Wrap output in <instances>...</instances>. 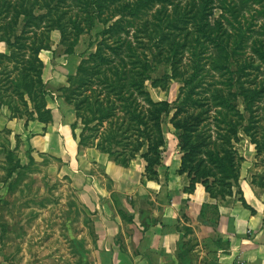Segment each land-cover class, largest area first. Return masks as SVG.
<instances>
[{"label":"trees","instance_id":"obj_1","mask_svg":"<svg viewBox=\"0 0 264 264\" xmlns=\"http://www.w3.org/2000/svg\"><path fill=\"white\" fill-rule=\"evenodd\" d=\"M66 1L0 0V43L6 48L0 52V64L10 60L17 69L16 83L9 82L22 107L1 95L0 105L12 117L49 122L46 96L50 90L41 78L39 52L50 49V32L58 30L64 51L73 53L77 37L101 23L99 39L91 44L95 50L82 53L68 85L58 89L82 125L79 147H95L123 167L140 157L145 177L158 179L166 144L162 125L168 117L181 153L178 172L189 180L185 190L190 193L200 183L217 201L235 190L246 206L238 183L243 157L235 144L243 132L257 154L264 156V133L258 136L253 127V106L264 96V77L258 82L242 79L253 71L264 75V19L253 30L252 22L245 24L244 14L258 4L254 19L264 18V0H75L83 23L72 21V40L63 19L66 11L57 10ZM216 8L220 12L214 16ZM145 13L150 17L143 18ZM246 43L251 55L241 61ZM191 49L189 64L183 65L182 56ZM204 52L214 57L202 62ZM158 66H163L162 73L154 77ZM205 67L206 72L225 69L229 75L212 83L213 91L195 96L204 82ZM174 79L183 83L176 105L153 99L146 89L147 81L153 88L165 89ZM244 110L248 112L245 125ZM206 118L210 121L204 124ZM259 179L263 186L264 177ZM200 215L216 222L217 203H202Z\"/></svg>","mask_w":264,"mask_h":264},{"label":"crops","instance_id":"obj_2","mask_svg":"<svg viewBox=\"0 0 264 264\" xmlns=\"http://www.w3.org/2000/svg\"><path fill=\"white\" fill-rule=\"evenodd\" d=\"M59 45L63 46L60 33L52 30L50 49L38 54L41 78L50 90L46 107L51 120L12 117L0 105V131L17 136L31 154L64 162L73 181L76 201L70 208L74 214L61 219L60 245L49 251L51 256L60 258L59 264H264V181L263 186L260 179L255 184L256 177L248 170L251 155L239 152L243 161L238 183L245 206L235 190L218 201L200 183L188 193V177L178 172L177 141L176 154L166 141L162 164L167 177L159 174L158 179L145 177L140 157L123 167L95 147H79L82 125L58 89L68 85L82 53L74 70L64 73L53 68L59 59L65 66L64 56L74 51L67 53L63 46L58 54ZM244 141L251 146L253 159L254 144ZM204 202L217 203L216 222L201 217Z\"/></svg>","mask_w":264,"mask_h":264},{"label":"rangeland","instance_id":"obj_3","mask_svg":"<svg viewBox=\"0 0 264 264\" xmlns=\"http://www.w3.org/2000/svg\"><path fill=\"white\" fill-rule=\"evenodd\" d=\"M79 1L82 2L83 0ZM77 2L75 0H67L65 4H61L62 8L57 9L58 12L66 11L63 19L66 23L65 26L70 40L74 38L72 21L76 19L83 23V15L78 12ZM183 3L185 4V2ZM258 8V4H255L244 14L246 18L245 24L246 22H252L251 28L253 30L258 29L264 19H254L255 15H257L255 9ZM219 12L220 10L216 8L214 16L218 15ZM142 17H150V14L145 13ZM239 19L243 20V18ZM101 28L102 24L96 23L93 29L79 35L74 46V53L69 57L64 56L63 58L66 65L62 66L63 60L59 59L53 69L58 70L60 68L64 73L72 72L75 64L80 59L81 53L94 50V44L92 46L91 44L95 43L96 39H99L97 33ZM253 35L256 37L255 32ZM246 46H248L247 43L244 44V48L241 50L242 56L239 57L241 61L251 55L250 48ZM4 47L5 44L0 43V52H4ZM62 49L63 46H57L56 53L61 54L59 52ZM191 51L192 49L183 54L181 62L183 65L189 64ZM197 51L202 50L198 49ZM211 55L214 57V53H202V58H205L202 59V62L210 61L211 59L206 58H210ZM12 64L13 62L10 60H3L0 64V95L3 100L5 99L4 101H11L15 106L21 108L20 98L14 91L12 83L9 82L12 80L16 83L15 79L17 78L15 76L17 75V69L13 68ZM206 67L202 71L204 82L196 88L195 96L201 95L203 92L213 91L215 84L212 83L217 84L219 81H224L229 75L225 69H222L217 74L213 71L206 72ZM162 70L163 66H158L153 76H158L162 73ZM262 77H264L263 74L258 75L256 71H253L251 75L242 79L249 78L253 79L254 82H258L262 80ZM182 86L183 83L179 79L170 80L165 89L153 88L148 81L146 83V89H148L153 99L168 100L173 105H176L181 99ZM220 87H224V85H220ZM52 90L58 95L56 89L52 88ZM236 102L238 108L242 110L243 104H241L240 99H237ZM255 103V106H253V114L255 116L253 127L254 131L258 130V136L261 137V134L264 133V96L261 100H256ZM197 110V108L193 109L194 112ZM243 112L245 119H243L242 123L245 125L248 112L245 110ZM209 121L210 118H206L203 123L207 124ZM256 127L257 129L255 130ZM162 128L167 145H170L168 148L171 150L177 140L175 130L168 122V117L165 118ZM252 130L253 128L249 129L250 132ZM244 139L250 142L243 132L239 133V141L242 140V142L235 144L236 151L238 154L242 152L247 156L251 155L248 170L256 177L255 184L258 185V179L264 177V156L263 154H257L254 147L255 154L252 159L253 152H249L251 146H248ZM172 151L176 154L177 149L174 147ZM65 171L64 162L58 158L51 155L36 154L35 152L31 154L30 150L25 149L24 144L17 136L5 130L0 131V264L60 263L61 259L51 256L49 251L52 252L59 247L62 228L61 219L73 216L74 212L71 213L73 210L70 206L76 201L73 181ZM158 173L161 177L164 176L165 169L163 164L158 167Z\"/></svg>","mask_w":264,"mask_h":264}]
</instances>
